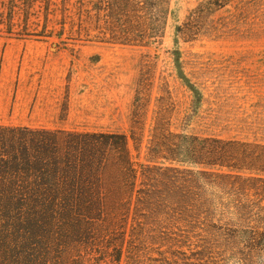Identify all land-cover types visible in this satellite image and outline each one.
Instances as JSON below:
<instances>
[{
	"label": "trees",
	"instance_id": "trees-1",
	"mask_svg": "<svg viewBox=\"0 0 264 264\" xmlns=\"http://www.w3.org/2000/svg\"><path fill=\"white\" fill-rule=\"evenodd\" d=\"M56 2L0 0V36L52 37L49 16ZM71 2L61 0L64 12H69L64 18L73 21L70 31L77 25L74 32L94 33L96 42L150 48L165 36L172 0ZM67 5L74 8L76 23ZM66 25L61 22L60 35ZM179 33L189 40L239 34L261 38L264 0H202L190 10ZM185 86L199 110L205 98L201 87L187 80ZM199 119L198 113H190L186 125ZM162 120L158 118V136H153L150 149L169 164L154 168L160 171L158 192L137 189L132 136L126 133L0 125V264H149L145 246L155 237L142 219H154L164 235L173 222L190 223L181 214L187 216L194 206L197 175L217 191L243 188L248 199L253 190L264 201V145L175 133L164 128ZM193 168L206 171L195 173ZM248 203L222 200L212 192L206 217L212 229H225L250 254L264 252V233L232 227L250 222ZM260 219L264 222V215Z\"/></svg>",
	"mask_w": 264,
	"mask_h": 264
},
{
	"label": "rangeland",
	"instance_id": "rangeland-1",
	"mask_svg": "<svg viewBox=\"0 0 264 264\" xmlns=\"http://www.w3.org/2000/svg\"><path fill=\"white\" fill-rule=\"evenodd\" d=\"M200 1L172 0L161 44L140 48L93 41L94 33L74 32L77 25L70 31L73 21L64 18L69 12H64L57 0L49 16V29L55 30L52 37L18 40L0 36V125L126 133L132 136L137 189L154 192L162 190L160 171L154 168L169 165L150 151L153 136H158V118L163 119L164 128L175 133L264 145V36L189 40L179 28ZM67 6L76 23L74 8ZM61 22L67 23L63 35L59 32ZM175 58H179L177 63ZM186 80L199 85L205 96L197 111ZM190 113H198L200 119L187 126ZM142 165L152 170L145 172ZM195 179L194 206L187 213L189 218L181 214L190 223L173 222L164 235L154 219H142L155 237L145 246L151 258L146 262L264 264V252L250 254L225 229H212L206 217L212 192L222 200H249L250 222L232 227L264 233L261 197L254 196L252 190L245 199L243 188L233 191L228 186L217 191L204 176ZM254 186L263 189L261 184Z\"/></svg>",
	"mask_w": 264,
	"mask_h": 264
}]
</instances>
